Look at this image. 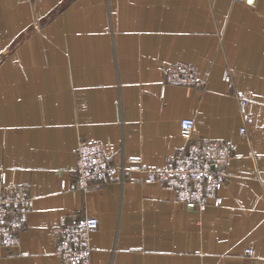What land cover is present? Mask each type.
Here are the masks:
<instances>
[{"label":"crops","instance_id":"crops-1","mask_svg":"<svg viewBox=\"0 0 264 264\" xmlns=\"http://www.w3.org/2000/svg\"><path fill=\"white\" fill-rule=\"evenodd\" d=\"M177 61L203 84L163 83ZM182 117L232 145L220 204L187 208L136 171L76 187L80 139L160 167ZM1 175L33 205L0 264H61L51 228L85 215L93 249L73 264H264V0H0Z\"/></svg>","mask_w":264,"mask_h":264},{"label":"built area","instance_id":"built-area-1","mask_svg":"<svg viewBox=\"0 0 264 264\" xmlns=\"http://www.w3.org/2000/svg\"><path fill=\"white\" fill-rule=\"evenodd\" d=\"M247 3V0H239ZM226 78L227 74L224 73ZM204 78L195 66L184 61H177L164 70L163 83L200 86ZM242 107L246 100L238 97ZM243 126L250 117H243ZM188 125V127H185ZM193 117L179 120L178 132L185 139V145L176 150L160 167L146 166L138 158L128 162L111 163L99 141L80 139L76 147L75 180L76 187L85 191L92 183L118 178L122 182L129 171L139 172L149 182L174 192L176 199L187 208H203L209 202L220 204L218 190L223 186L228 175V166L233 157L232 145L218 138L192 139ZM33 197L21 186L7 185L3 175L0 177V246L14 255L18 243L17 232L23 221L15 217L18 211L30 210ZM98 225L92 215L74 216L51 228L53 253L61 264L86 263L92 251L91 234ZM20 252L19 254H21ZM244 254L252 255L253 248H244ZM264 261V256H263Z\"/></svg>","mask_w":264,"mask_h":264},{"label":"snow or ice","instance_id":"snow-or-ice-1","mask_svg":"<svg viewBox=\"0 0 264 264\" xmlns=\"http://www.w3.org/2000/svg\"><path fill=\"white\" fill-rule=\"evenodd\" d=\"M248 5L254 6L255 0H247ZM185 127H188V125H185Z\"/></svg>","mask_w":264,"mask_h":264}]
</instances>
